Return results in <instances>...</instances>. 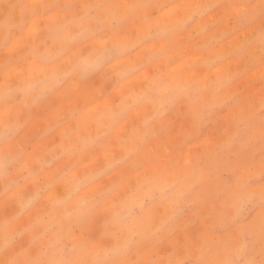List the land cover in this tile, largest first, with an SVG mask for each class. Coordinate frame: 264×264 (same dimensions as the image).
Instances as JSON below:
<instances>
[{"label": "rangeland", "instance_id": "1", "mask_svg": "<svg viewBox=\"0 0 264 264\" xmlns=\"http://www.w3.org/2000/svg\"><path fill=\"white\" fill-rule=\"evenodd\" d=\"M34 1L0 0V264H264V2Z\"/></svg>", "mask_w": 264, "mask_h": 264}, {"label": "bare ground", "instance_id": "2", "mask_svg": "<svg viewBox=\"0 0 264 264\" xmlns=\"http://www.w3.org/2000/svg\"><path fill=\"white\" fill-rule=\"evenodd\" d=\"M66 1V0H65ZM68 1V0H67ZM72 1V0H71ZM70 1V2H71ZM123 1V0H122ZM125 1V3L127 4V6H126V8L128 7V5H130V0H124ZM165 1V0H164ZM168 1V0H167ZM185 0H181V2L180 3H176L177 5H175L174 7H173V5H172V7L173 8H171L170 10H168L169 9V7H168V11H165L163 14H162V20H160L159 22L160 23H162L163 22V24H167V23H170V22H172V20L174 19V18H177V19H180L184 14H185V10L187 9H194V8H196V7H198V6H202L203 4H205L206 3V1L207 0H193V1H191V2H189V3H186V2H184ZM41 1L40 0H36V1H34V8H37L39 5V3H40ZM121 2V1H120ZM42 3V2H41ZM164 3H167V2H164ZM209 3V2H208ZM33 4V3H32ZM205 6V5H204ZM226 8V7H225ZM225 8H223V9H225ZM166 10V9H165ZM72 11V10H71ZM108 11V10H107ZM120 13V12H119ZM118 13V11H117V14H119ZM232 15V14H231ZM120 16H122V15H120ZM37 17V16H36ZM35 17V18H36ZM69 17V16H68ZM229 20H227V22H228ZM229 24V23H228ZM227 24V25H228ZM225 25H226V23H225ZM142 28V26L140 25V24H136L135 25V27H134V30H133V33H132V35H131V37H128V35L126 36V37H128L127 39H135L136 37H138V36H140V34H139V32H140V29ZM155 28V27H154ZM217 31V34L219 33L218 32V30H216ZM221 31V30H220ZM120 32V31H119ZM193 32V31H192ZM245 32V31H244ZM30 33V29L28 30V34ZM124 33V32H123ZM127 33H129V32H127ZM126 33V34H127ZM216 33V32H215ZM237 33V32H236ZM107 35V41L106 42H104L103 44H100L102 47H112L111 45L113 44V37H112V35L111 34H108V33H106ZM216 34V35H217ZM119 40V39H118ZM118 42H120V41H118ZM232 44V46H233V43H231ZM239 44V43H238ZM146 45V44H145ZM144 45V48H143V50L145 51L144 52V54H143V58H142V60H146L147 59V57L151 54V52H152V49L154 50L155 48H157V47H159L160 46V43H159V41H156V43H154V44H147V46H145ZM191 45V44H190ZM229 45V44H228ZM168 46V45H167ZM229 48V47H228ZM234 48V47H233ZM232 48V49H233ZM161 49V48H160ZM123 50V49H122ZM155 51V50H154ZM103 52V51H102ZM185 52H189V60H190V63L191 64H193L195 61H198V60H200V58L202 57L201 55H196V54H194V57H192L193 56V54L191 53V51L190 50H188V49H186L185 50ZM191 53V54H190ZM126 62H128V63H136L137 61L136 60H131V59H121V60H119L118 62H117V65H119V66H122L124 63H126ZM233 62H234V60H233ZM33 63L35 64V65H37V67H38V70H39V72H41V70L43 71V73H45V71H46V67L44 66V65H42L39 61H37V60H33ZM189 62H188V60L187 61H185L184 62V64L182 65V66H185V67H188V66H190L191 64H190ZM180 67L181 66H178V67H174L173 69L175 70V71H178V70H180ZM120 69H121V67H119ZM189 68V67H188ZM30 69H31V66H30ZM109 72V71H108ZM40 78V80H41V76L39 77ZM144 79V78H143ZM143 82H144V80H143ZM133 85H134V87H135V89H137V91L139 92V93H143V92H145V90L144 91H141L142 90V87H141V85L140 84H138L137 82H133L132 83ZM148 85V84H147ZM121 91H122V89H121ZM122 93V92H121ZM167 100H165V102H166ZM183 105H184V110L186 109V104L183 102L182 103ZM112 105V100L110 99V100H106V102L105 103H103V104H98L96 107H93V109H91V111H92V113L94 114V115H97V116H102V112L106 109V108H108V107H112L113 109H115V107H113V106H111ZM139 105V104H138ZM145 106V109H143V110H141V112H139V113H137L136 114V110H134L133 111V113L131 114V116H130V118H128V117H126V118H124V119H126V126L123 128V130H118V134H117V136L116 137H114L110 142H111V149H114V151L113 152H111V151H109V150H106V151H103L102 153H100L99 154V159H100V161L101 162H104V161H107V160H109L111 157H114V154L113 153H115V152H121L120 150H119V147H120V144H121V142H123L124 141V139H128L130 136H131V133H132V131L134 132V139H135V143H134V146H138L137 145V143H138V141H141L142 140V138L144 137V134H145V125H146V122H148V121H151L150 119H149V117H148V115H149V113L151 112L152 113V115H155V117H156V115H157V113H156V107L157 106H155V105H152L151 104V102L150 103H147V104H145V105H139V108H141V107H144ZM119 109L117 108V109H115V111H114V114H115V112H117ZM119 117V116H118ZM123 119V120H124ZM188 121V123L187 124H185V131H189L190 129H191V121L190 120H187ZM183 123V122H182ZM177 127H179V125H177ZM155 128H156V126H155ZM85 131H86V133H88V132H91L92 131V133L93 134H96L97 135V132H98V125H97V123H95L94 125H90V126H88V127H86L85 128ZM122 131V132H121ZM65 133H66V131H65ZM124 133H127L126 135L124 134ZM79 135V134H78ZM77 135V136H78ZM95 135V137H94V140H98V139H100L99 138V136H96ZM88 138V137H87ZM218 139V138H217ZM211 140H209V142H210ZM220 141V140H219ZM140 143V142H139ZM74 144V143H73ZM70 146V145H69ZM153 146H155V144H154V142H153ZM69 148H71V147H69ZM146 149V148H145ZM128 151V150H127ZM148 152H151V151H148ZM123 153V152H122ZM162 158V157H161ZM164 159V158H163ZM161 161V160H160ZM164 165V164H163ZM85 166H86V170H88V169H91V168H93L95 165H94V159L93 160H89L88 162H87V165H84V169H85ZM126 169H127V167H126ZM132 170V169H131ZM87 172H89V171H87ZM150 177V179H151V176H149ZM148 177V178H149ZM59 187V186H58ZM57 187V188H58ZM56 189V188H55ZM94 220V219H93ZM97 221V220H96ZM215 238V237H214ZM1 243V242H0ZM55 244V243H54ZM195 245H197V243L195 244ZM38 247V246H37Z\"/></svg>", "mask_w": 264, "mask_h": 264}, {"label": "snow or ice", "instance_id": "3", "mask_svg": "<svg viewBox=\"0 0 264 264\" xmlns=\"http://www.w3.org/2000/svg\"><path fill=\"white\" fill-rule=\"evenodd\" d=\"M262 2H264V0H262ZM95 26H96V33H102L104 32L109 26H110V21L107 19H96L95 20ZM115 55L119 54V49H115L114 50ZM115 55L113 56V59L115 58ZM44 191H47L48 188H44ZM261 199L264 200V190L261 191L260 193Z\"/></svg>", "mask_w": 264, "mask_h": 264}]
</instances>
